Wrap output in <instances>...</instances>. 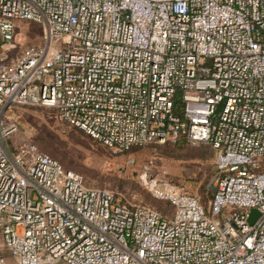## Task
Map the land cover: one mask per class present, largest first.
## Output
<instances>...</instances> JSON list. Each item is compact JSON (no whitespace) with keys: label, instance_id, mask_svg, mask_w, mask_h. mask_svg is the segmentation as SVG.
<instances>
[{"label":"built area","instance_id":"1","mask_svg":"<svg viewBox=\"0 0 264 264\" xmlns=\"http://www.w3.org/2000/svg\"><path fill=\"white\" fill-rule=\"evenodd\" d=\"M17 20L43 39L13 55ZM26 105L114 152L211 144L208 207L154 184L163 213L35 144L12 150ZM0 232V264H264V0H0Z\"/></svg>","mask_w":264,"mask_h":264},{"label":"rangeland","instance_id":"2","mask_svg":"<svg viewBox=\"0 0 264 264\" xmlns=\"http://www.w3.org/2000/svg\"><path fill=\"white\" fill-rule=\"evenodd\" d=\"M43 39L41 24L17 20L13 55L38 45ZM16 130L5 143L18 150L35 144L38 150L81 173L87 183L105 187L134 202L147 203L171 213L167 202L154 195V184L171 183L200 198L208 207L214 192L215 150L208 143L186 139L152 143L130 152H114L80 129L64 121L55 109L17 106L10 111ZM8 255L0 232V256Z\"/></svg>","mask_w":264,"mask_h":264},{"label":"trees","instance_id":"3","mask_svg":"<svg viewBox=\"0 0 264 264\" xmlns=\"http://www.w3.org/2000/svg\"><path fill=\"white\" fill-rule=\"evenodd\" d=\"M182 105H183V100H182V95H181V93H179L178 92V94H177V97H176V104H175V111L177 112V113H181V110H182ZM182 139H186L187 141H190L189 139H188V137L187 136H183L182 137ZM196 143H207V142H196ZM209 144V143H208ZM211 145V144H210ZM54 157V156H53ZM57 159V158H56ZM58 160V159H57ZM60 161V160H59ZM61 162V161H60ZM62 163V162H61ZM63 164V163H62ZM67 168V167H66ZM68 169H70V168H68ZM73 170V169H72ZM147 204V203H146ZM149 205H151V204H149ZM151 206H153V205H151ZM170 207V208H173L169 203H167V207ZM153 207H155V206H153ZM156 208V207H155ZM158 209V208H157ZM159 210V209H158ZM161 211V210H160ZM163 212V211H162ZM164 213V212H163Z\"/></svg>","mask_w":264,"mask_h":264},{"label":"water","instance_id":"4","mask_svg":"<svg viewBox=\"0 0 264 264\" xmlns=\"http://www.w3.org/2000/svg\"><path fill=\"white\" fill-rule=\"evenodd\" d=\"M249 215H250V222H253L256 216L258 215V211L255 208H252Z\"/></svg>","mask_w":264,"mask_h":264}]
</instances>
